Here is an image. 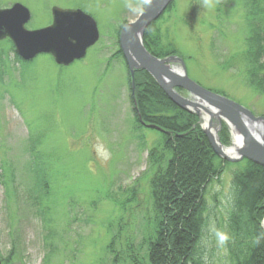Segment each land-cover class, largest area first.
Wrapping results in <instances>:
<instances>
[{
  "label": "rangeland",
  "instance_id": "rangeland-1",
  "mask_svg": "<svg viewBox=\"0 0 264 264\" xmlns=\"http://www.w3.org/2000/svg\"><path fill=\"white\" fill-rule=\"evenodd\" d=\"M148 1L0 0V9L21 4L30 11L29 30L51 25L52 8L59 7L92 16L100 32L86 57L67 68L48 54L22 63L7 41L0 44L2 264H131L132 252L144 256L156 216L149 184L157 164L150 153L160 154L162 144L158 134L137 129L131 79L116 54L121 28ZM156 30L155 48L184 60L194 82L264 116V92L250 87L248 74L249 39L257 32L264 36V0H174ZM151 111L177 115L165 106ZM229 140L221 143L228 150L231 130ZM37 157L49 180L41 209L33 205L28 170ZM237 169L225 167L207 190L208 264L226 262Z\"/></svg>",
  "mask_w": 264,
  "mask_h": 264
},
{
  "label": "trees",
  "instance_id": "trees-1",
  "mask_svg": "<svg viewBox=\"0 0 264 264\" xmlns=\"http://www.w3.org/2000/svg\"><path fill=\"white\" fill-rule=\"evenodd\" d=\"M259 34L249 39L248 56L252 67L248 74L252 77L250 87L264 92V36ZM157 39L155 22L144 36L147 51L158 58L173 55V52L155 48ZM8 44L15 53L13 45ZM116 56L123 57L120 49ZM15 57L17 61L29 63L16 53ZM135 77L137 129L158 134L162 150L160 154L150 153L152 163L157 164L149 184L155 221L145 238L144 256L132 252L131 264H208L207 249L203 247L209 212L207 190L213 181L221 178L225 167L231 165L238 169L231 180L224 264H264V168L246 159L235 163L221 161L202 131L200 118L176 107L148 72L137 71ZM155 106L171 107L177 115L151 116ZM141 121L156 125L162 131L148 129ZM219 135L221 143L228 146L230 130L225 124ZM28 166L33 205L41 209L44 198L49 197V180L38 157ZM134 200L135 196L132 202Z\"/></svg>",
  "mask_w": 264,
  "mask_h": 264
},
{
  "label": "water",
  "instance_id": "water-1",
  "mask_svg": "<svg viewBox=\"0 0 264 264\" xmlns=\"http://www.w3.org/2000/svg\"><path fill=\"white\" fill-rule=\"evenodd\" d=\"M172 1L149 0L139 17L121 30L120 48L131 74L133 92L135 71H147L176 106L201 118L207 141L222 161L247 159L264 168V117H257L248 108L198 85L188 77L182 59L174 56L159 59L146 51L142 41L146 30ZM51 14L53 22L49 27L30 31L26 29L31 18L27 8L15 4L12 8L0 9V42L11 40L17 54L25 61L48 54L57 65L68 67L83 59L100 37L95 20L81 10L53 7ZM173 64L179 67L173 69ZM176 89L186 91L190 98L183 97ZM223 122L232 132L234 151L224 148L219 140ZM147 127L161 130L156 125Z\"/></svg>",
  "mask_w": 264,
  "mask_h": 264
},
{
  "label": "bare ground",
  "instance_id": "bare-ground-1",
  "mask_svg": "<svg viewBox=\"0 0 264 264\" xmlns=\"http://www.w3.org/2000/svg\"><path fill=\"white\" fill-rule=\"evenodd\" d=\"M234 149H236V148H231V149H229V150H231V151L233 150V151H234ZM217 157H218V156H217ZM218 158H219V157H218ZM220 159H221V158H220ZM221 160H222V159H221Z\"/></svg>",
  "mask_w": 264,
  "mask_h": 264
}]
</instances>
